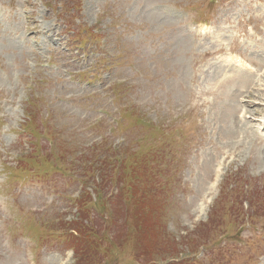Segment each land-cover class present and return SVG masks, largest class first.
I'll return each instance as SVG.
<instances>
[{"label": "rangeland", "instance_id": "obj_1", "mask_svg": "<svg viewBox=\"0 0 264 264\" xmlns=\"http://www.w3.org/2000/svg\"><path fill=\"white\" fill-rule=\"evenodd\" d=\"M260 126L264 0H0V264H264Z\"/></svg>", "mask_w": 264, "mask_h": 264}, {"label": "trees", "instance_id": "obj_2", "mask_svg": "<svg viewBox=\"0 0 264 264\" xmlns=\"http://www.w3.org/2000/svg\"><path fill=\"white\" fill-rule=\"evenodd\" d=\"M143 168H144V165L142 164L140 166V170L139 171L143 172L144 171V170H142ZM134 169L137 170V168H134ZM141 172H138V173H141ZM144 175H145L144 173H141L140 174V177L138 179H136L135 176H134V180H133L134 183H133V185L136 187L137 192H138V190L143 191V193L142 192L141 193L138 192L139 193V196H140V201L138 203L139 204L138 205V208H139V212L138 213L141 214V217L143 218V222L145 223L146 222V219L148 217H147V215L145 213H143V210H144V208L148 207V203H149L150 199H148L146 201V199L148 197L146 195V188H145V183H144V180H143L144 179ZM109 205H110V203H109ZM108 209H110V208H107V210ZM128 216L132 217L131 211L128 213ZM83 226L85 227V224L82 225L81 223H79L76 220L73 221L70 224L69 229L71 231H74L75 232V233H72V232L70 233V235L72 236V242H73L72 248L75 250V257L77 259H80V256L82 255L83 256L82 260L85 263L90 264V263L93 262V258L91 256V254L89 253V251L87 250V247L85 245H83V244L76 245V235H77V233L84 235ZM155 235L156 234L154 232V236ZM86 239H87L86 240V243H92L94 245H98L99 244V241H92V240H89L88 238H86ZM173 243H174V245H179V243H177L175 241H173ZM161 244H164V242H161ZM147 249H150V253H155L152 248H147ZM163 261H164V259H163ZM151 262L154 263V264H161L160 263V259H158V260L157 259H151Z\"/></svg>", "mask_w": 264, "mask_h": 264}, {"label": "bare ground", "instance_id": "obj_3", "mask_svg": "<svg viewBox=\"0 0 264 264\" xmlns=\"http://www.w3.org/2000/svg\"><path fill=\"white\" fill-rule=\"evenodd\" d=\"M245 114H246V110H242L241 111V113H240V115H239V117L241 116L242 118H244V117H247V116H245ZM248 118V117H247ZM261 127V126H260ZM259 127V128H260Z\"/></svg>", "mask_w": 264, "mask_h": 264}]
</instances>
